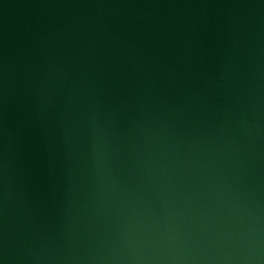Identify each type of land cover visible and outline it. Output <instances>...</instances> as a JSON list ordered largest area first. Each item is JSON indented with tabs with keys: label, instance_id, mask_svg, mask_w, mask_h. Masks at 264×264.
I'll return each mask as SVG.
<instances>
[{
	"label": "water",
	"instance_id": "obj_1",
	"mask_svg": "<svg viewBox=\"0 0 264 264\" xmlns=\"http://www.w3.org/2000/svg\"><path fill=\"white\" fill-rule=\"evenodd\" d=\"M0 264H264V0H0Z\"/></svg>",
	"mask_w": 264,
	"mask_h": 264
}]
</instances>
